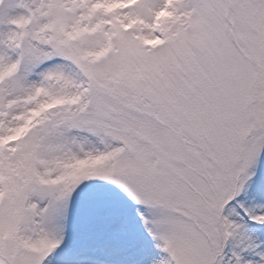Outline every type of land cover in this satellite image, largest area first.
<instances>
[{
    "label": "snow or ice",
    "instance_id": "snow-or-ice-1",
    "mask_svg": "<svg viewBox=\"0 0 264 264\" xmlns=\"http://www.w3.org/2000/svg\"><path fill=\"white\" fill-rule=\"evenodd\" d=\"M0 264H264V0H0Z\"/></svg>",
    "mask_w": 264,
    "mask_h": 264
}]
</instances>
